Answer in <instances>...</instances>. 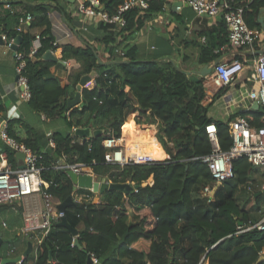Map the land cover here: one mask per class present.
Here are the masks:
<instances>
[{"label": "trees", "instance_id": "1", "mask_svg": "<svg viewBox=\"0 0 264 264\" xmlns=\"http://www.w3.org/2000/svg\"><path fill=\"white\" fill-rule=\"evenodd\" d=\"M57 1H8L4 5L8 3L10 8L0 13L1 30L8 38L18 41V49L26 57L23 72L31 95L28 106L47 118L62 115L68 102L63 98L71 88V82L62 84L51 75L55 61L44 58L47 51L56 48L52 44L55 36L47 6ZM123 1L99 0L101 9L110 14ZM230 2L243 6V16L249 27L261 29L258 16L264 0ZM165 4V0H150L147 9L135 7L126 11V26L118 32L112 30L114 25L99 22L96 28L87 30L95 35L79 36L81 45L61 43L60 59H73L80 64L72 87L84 74H94L95 85L82 87L79 105L68 109L65 116L69 131L53 133V148L40 150L30 136L21 138L13 134L9 128L11 121L8 123L6 130L10 136L34 152L43 153L45 168L40 175L48 182L47 192L55 209L67 197H73V184L66 170L51 167L52 162L63 157L68 162L87 164L99 179L106 177L111 182H129L137 186V191L129 193L104 189L97 195L78 188L77 192L96 196L89 201H75L65 209L68 223L78 229V244L71 246L74 235L57 221L38 245L35 260L29 262L26 256L21 264H86L90 252L95 254L99 264H264V230H242L264 214V211L255 210L260 194L255 195L256 204L249 207L245 201L240 203L239 196L235 197L238 186L248 183L253 168L247 158L233 161L234 177L221 183L213 200L209 201L202 193L206 185H214L208 166L199 158L211 152L206 127L210 124L216 127L218 146L224 151L232 144L229 122L207 116L208 107L201 104L202 77L194 80L179 64L169 60L166 52L156 51L150 58L141 59L132 42L146 21L161 13ZM26 13L33 16L29 28H42V46L32 59L27 54L34 35L15 30L19 16ZM219 24L225 29L222 16ZM117 35L122 38L118 40ZM90 37L104 45L106 60L112 62H100ZM221 45L238 49L229 44L226 32L222 41L202 44L198 66L220 56L221 53H215L214 49ZM125 87L134 97L144 121L132 114L133 98L127 96ZM222 89L214 95L213 101ZM75 92L76 89L71 91L70 98ZM240 114L251 125L262 123L260 108ZM149 124L157 125L156 137L162 150L158 147L154 157L146 155L144 159H161L165 151L162 160H132L123 166L104 162L105 149L101 140L105 136L120 137L125 128L136 130ZM73 127H91L103 132L96 137L82 138L80 142L74 140ZM6 151L8 161L15 165V152L9 147ZM150 176L153 183L143 186ZM260 256L263 259L258 261Z\"/></svg>", "mask_w": 264, "mask_h": 264}, {"label": "crops", "instance_id": "2", "mask_svg": "<svg viewBox=\"0 0 264 264\" xmlns=\"http://www.w3.org/2000/svg\"><path fill=\"white\" fill-rule=\"evenodd\" d=\"M8 1L18 0H0V13L9 9L4 5ZM81 1L83 0H58L57 3H48V6H50L48 11L51 31L61 43L69 42L74 45H81L82 41L79 36L88 37V35H95V33H90V31L82 30L83 21L73 13ZM180 4L181 0H166L164 10L146 21L144 27L136 34L132 42L136 44L138 56L141 59L150 58L156 51L166 52L169 60L179 64L183 70L191 71L203 66H198L202 44H216L222 41V37L226 36L227 31L226 28H222L219 24L220 16H198L186 5H182V8L177 10L176 6ZM12 8L17 9L18 7L12 6ZM258 18H262V36L255 45L238 49L229 48L227 45L220 46L222 47L221 55L216 59L224 58L226 61L238 59L244 64V69L232 84L222 89L220 96L214 101V96L203 95L201 104L208 107L207 116L210 118L230 122L232 117L241 115L240 112L253 110L246 94L255 86V83L247 78L251 72L253 59L259 56L261 50H264V9L259 12ZM90 27L96 28V24H91L88 28ZM41 30L42 28L39 27L29 28L28 26L24 28V32H29L32 35L40 33ZM90 38L92 40L90 42L96 49L100 61H108L105 57L104 45L92 37ZM121 38V36L117 35L118 40ZM119 53H122L121 50H119ZM234 56H238V58H233ZM163 57L166 58V55ZM53 61L55 63L51 67V75L57 77L62 84L69 83L68 78L72 66H76L73 63L74 61L70 59L61 60L58 57ZM110 61L112 62V60L108 62ZM15 66L16 61L13 56V50L6 43L0 44V107L2 108L0 110V125L4 122L7 127L11 121L9 128L13 134L21 138L30 136L36 141L40 150H48V132L53 135L55 132L64 134L69 131L65 119V116L68 115V109L56 118H47L45 114L31 110L28 106V101H24L19 97L22 88L17 84ZM90 85L86 87H91ZM76 86L77 84L72 87L71 83V88L63 99L68 101L74 98L75 94L72 98L70 96L71 91L76 89ZM124 91L128 97L133 98L131 100L134 102V107L139 109L128 87H125ZM149 126L155 129L153 124ZM151 131L154 132L153 130ZM146 132V130L143 131L141 128L136 130L125 128L124 135L122 134V138L125 140L123 141V143L125 142V151L135 160H143L146 155L154 157L158 152V147L162 150L157 138L148 135ZM74 140L81 142L82 137L76 136ZM7 148L8 146L0 138V152H5L7 155ZM165 156L166 153L164 151ZM17 163L19 162L16 159L13 166L9 162L12 167L19 168L21 161L19 164ZM245 187L250 189L248 183L245 184ZM43 205L39 194H34L12 204H0V212H3L0 215V237L4 240L0 245V256L2 258L29 256V262L35 260L38 245L28 236L21 234L20 229L23 224L24 211L27 208L40 209ZM249 206L247 205V207ZM28 242H31L32 247L30 252L24 256ZM10 249H13V251L11 252ZM201 264L206 263L202 262Z\"/></svg>", "mask_w": 264, "mask_h": 264}, {"label": "built area", "instance_id": "3", "mask_svg": "<svg viewBox=\"0 0 264 264\" xmlns=\"http://www.w3.org/2000/svg\"><path fill=\"white\" fill-rule=\"evenodd\" d=\"M150 0H124L118 5L116 11L112 14L100 7L99 0H83L76 10L73 12L80 18L84 25L82 30L87 31L91 24H98L104 22L114 25L113 31L118 32L126 26V18L124 13L132 8L147 9ZM166 1V0H165ZM250 1V0H249ZM182 5L188 6L198 16H222L225 28L227 31V38L229 44L233 47L244 48L255 45L262 36L261 29L251 28L247 25L243 16V6L233 5L230 0H181V4L176 6L177 10L182 8ZM6 7L10 8L7 3ZM33 20L30 13L19 16L16 26V32H24V28L28 27ZM0 36L2 40L10 47L15 43L13 37L8 38L6 33L0 28ZM55 49L49 50L56 58H60L62 53V46L59 39H54L52 42ZM40 33H36L31 41V47L27 56L34 58L38 50L41 48ZM221 48L214 49L215 53H219ZM119 53V50H117ZM122 54V53H120ZM13 56L16 61L15 71L17 74V84L21 86L22 90L19 97L28 101L30 99V91L28 87V80L24 74L25 55L21 50L13 51ZM105 57L106 54H105ZM244 69V64L238 59L226 61L220 58L219 61L212 66L211 72L203 77L202 87L205 96L213 97L220 89L232 84ZM249 80H253L255 86L246 94L251 104L256 103L258 109H262V123L261 125H251L245 117L237 115L233 117L229 124L231 146L227 150H220L218 146V135L216 127L210 124L206 127V133L211 143V152L200 156V160L205 163L210 172L214 184L216 182H224L234 177L233 161L239 157H246L252 166L264 167V50L260 52L259 56L253 59L251 63V72L248 76ZM90 86H94L92 83ZM252 106V105H251ZM68 114V112H67ZM3 125L0 130V138L3 142L15 153L22 152L24 154V166L22 168H14L9 162L5 152H0V204H12L19 202L39 194L43 201V207L40 209L27 208L23 213V224L20 233L28 236L39 245L47 236L53 224L65 216V211L58 208L55 209L51 202L50 195L47 192L48 182L45 181L40 172L45 168L42 161L43 153L34 152L29 146L22 142L16 141L10 136ZM76 128H72V135H75ZM48 146L53 148L55 146L51 132L47 133ZM122 136L115 137L111 135L105 136L101 140V145L105 149L104 162L108 165L123 166L134 160L125 151ZM136 161V160H134ZM151 161L149 159L139 160L138 162ZM51 167L54 169L72 170L77 174L87 173L96 177V175L87 168V164L78 162L65 161V157L52 162ZM97 178V177H96ZM109 180L106 177L100 179ZM152 178V177H151ZM100 180L99 178H97ZM153 183V180L151 184ZM146 185L145 182L142 184ZM212 187L206 185L203 189V194L212 197L209 192ZM78 188L73 190L72 199L75 201H89L94 196L88 193L77 192ZM96 194L91 188H83ZM137 191V188L133 189ZM4 225V223H3ZM257 228L264 230V214L255 223L248 225L242 230ZM74 235L71 246H74V240L77 238ZM12 252L13 249H10ZM92 260V264H99L98 258L93 252L88 254ZM20 256L15 263L21 264L23 261Z\"/></svg>", "mask_w": 264, "mask_h": 264}, {"label": "water", "instance_id": "4", "mask_svg": "<svg viewBox=\"0 0 264 264\" xmlns=\"http://www.w3.org/2000/svg\"><path fill=\"white\" fill-rule=\"evenodd\" d=\"M50 6H47V8L49 9ZM264 8L260 9V12H262ZM259 22H261V25L263 26L262 23V18H259ZM5 42L2 40L1 36H0V44H4ZM18 47V41L15 40V43H13L10 48L15 51ZM263 50H261L262 52ZM44 58L47 59H52V60H56V56H54L50 51H47L44 55ZM219 61V59H215L213 62L211 63H205L203 64V66L201 68H197L191 71H187V70H183L187 75H192L193 79L198 81L201 77H204L205 75L209 74L211 72L212 66L214 64H216ZM101 63H109L108 61L106 62H102ZM111 62V61H110ZM173 62V61H172ZM174 63V62H173ZM86 80H89V76H84L82 78L81 84L84 83ZM81 84H77L76 89L77 92L75 93L74 98L68 100L67 105H66V109H69L71 107L77 106L79 105L81 98H80V91H81ZM81 88V89H80ZM252 108L253 109H258V105L256 103L252 104ZM4 125V122L0 125V130L2 129ZM103 132L102 129H92L91 127H84V128H76L75 130V135L82 137V138H91V137H96L99 134H101ZM15 158L16 160H18V162L20 163V165L18 166L19 168H22L24 166V154L22 152H16L15 153ZM153 161V160H151ZM156 161V160H155ZM17 163V164H19ZM66 174L68 175V177L70 178L72 184H73V190H75L76 188H91L94 192L99 193L102 192L104 189H109V190H120L123 191L125 193H129L131 192L134 188H137V186H133L132 184H130L129 182H125V183H118V182H106V179H100L98 180L95 176L91 175V174H87V173H82V174H77L74 171L68 169L66 170ZM221 185V182H216L210 192L209 195L212 197L215 193V191L217 190V188ZM74 200L72 199L71 196L67 197L63 202L59 203L57 205V208L61 211H65V209L67 208V206L69 204H73ZM58 224L61 226H64L66 228H68L73 235H77L78 231L76 228L72 227L66 217H62L59 221ZM238 225L240 226L241 223L238 222ZM4 240L0 237V245ZM75 244H78V240L77 238L74 240ZM32 244L31 242H28L27 245V250L24 254V256H26L30 250H31ZM19 257L16 258H2L0 256V264H8V263H15L16 260ZM263 259V256H260L258 261ZM51 264V263H48ZM86 264H92V260L90 259V257H87L86 260Z\"/></svg>", "mask_w": 264, "mask_h": 264}, {"label": "rangeland", "instance_id": "5", "mask_svg": "<svg viewBox=\"0 0 264 264\" xmlns=\"http://www.w3.org/2000/svg\"><path fill=\"white\" fill-rule=\"evenodd\" d=\"M70 60L72 61L73 59H70ZM73 61H74L73 62L74 65H76V66H72V69H71V72H70L69 78H68L69 83L73 82L75 74L77 72H79V70H80V64L78 62H76L75 60H73ZM192 69H194V68H192ZM84 76H89V80H86L84 83L81 84L82 78ZM94 80H95L94 79V74H84V75H82L80 77V79L78 80V82L76 84L80 83L81 84V88H82V87L89 86L91 83H93L95 85V81ZM137 110H138L137 107L132 108L131 109L132 114L134 115V117L140 118L142 121H144L145 118H142L139 115V112ZM149 125L146 126L145 128H142V130L143 131L146 130L147 131L146 133L148 135H150L152 137H156V134H157V131H158L157 125L153 124L155 126V129L151 128ZM151 130H153L154 132H152ZM143 160H145V159H143ZM156 160H160V159H156ZM136 161H139V160H136ZM152 180L153 179L150 176L145 181V184H151ZM248 184H249L250 189L246 188L245 184H240L238 186L237 192L235 194L236 199L239 196L238 199L240 200V203L245 201V202H247L246 205L249 206V205H253L254 203L256 204V202L254 200L255 199V195L260 194V197H259L258 203H257L258 207L255 210L257 212L264 211V167L263 166H253L252 171L250 173L249 180H248ZM202 193H203V191H202ZM94 198H96V196H94ZM97 198H98V196H97ZM213 198H214V195H213L211 200H213ZM2 214H3V212H0V215H2Z\"/></svg>", "mask_w": 264, "mask_h": 264}, {"label": "bare ground", "instance_id": "6", "mask_svg": "<svg viewBox=\"0 0 264 264\" xmlns=\"http://www.w3.org/2000/svg\"><path fill=\"white\" fill-rule=\"evenodd\" d=\"M123 139H124V138H123ZM123 139H122V140H123ZM123 141H125V140H123ZM124 143H125V142H124ZM127 154H128V153H127ZM128 156H130V155L128 154ZM132 159H133V158H132ZM134 160H135V159H134Z\"/></svg>", "mask_w": 264, "mask_h": 264}]
</instances>
